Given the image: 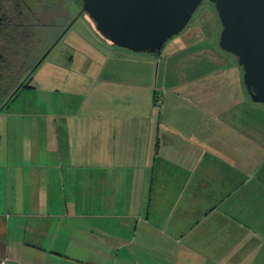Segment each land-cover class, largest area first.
<instances>
[{"label": "crops", "instance_id": "crops-1", "mask_svg": "<svg viewBox=\"0 0 264 264\" xmlns=\"http://www.w3.org/2000/svg\"><path fill=\"white\" fill-rule=\"evenodd\" d=\"M91 52L84 58L94 66L79 65L69 79L70 99L62 102L76 110L62 116L64 125L22 97L23 89L0 108V260L214 264L235 248L261 252L264 220H255L253 208H264L258 204H264L262 155L249 170L240 166L239 155L229 159L205 150L209 117L188 104L170 107L163 97L171 115L158 116L150 66L155 61L146 59L153 53L121 51L116 67L112 58L108 66L109 60L97 63ZM132 60L140 64L130 66ZM252 134L246 143L233 130L220 137L222 144L235 141L264 155V135L258 145ZM192 180L193 194L203 186L237 188L220 199L221 208L208 206L204 214L201 206H191L201 195L182 186ZM63 220L68 223L61 231ZM131 229L141 230L140 240L130 239ZM155 238L158 243L149 241Z\"/></svg>", "mask_w": 264, "mask_h": 264}, {"label": "rangeland", "instance_id": "rangeland-1", "mask_svg": "<svg viewBox=\"0 0 264 264\" xmlns=\"http://www.w3.org/2000/svg\"><path fill=\"white\" fill-rule=\"evenodd\" d=\"M81 9L80 0H0V24L10 25L2 27L1 31L6 29L9 34L17 35V32H14L16 28H12V25L16 26L20 22L23 24V27H19L21 30L30 29L28 50L32 54L31 64H35L47 53L64 29L73 23L64 37L49 50L48 54H45L41 64L32 73L28 80L31 87L22 90V97L35 101L34 103L39 106L45 116L58 125H64L62 116H69L76 110H74V105L67 101L70 98H66L69 85H71L69 79L73 77L74 69L79 65H82V68L85 65L94 66V63L90 62L91 59L84 57L92 51L91 54L94 55L97 63L109 60L105 65L108 66L112 58L111 64L120 67L123 59L116 54L129 51L102 38L96 31L94 23ZM76 17L78 18L74 21ZM30 26L33 28L31 29ZM220 30L221 23L214 5L204 0L187 27L165 43L161 55L146 54L148 55L146 59L151 57L155 61L150 64L153 67L154 84H158L153 97L155 113L158 116L171 115V109L163 102V97H167V101L170 99V107L185 103L192 106L193 112H203L210 120L208 124L210 135L207 137V142L203 143L204 149L219 153L222 157L229 159H233V154L239 155L242 161L239 162L240 166H247L250 170L252 166L258 167L260 159H256V156L262 155L260 157L264 158L263 153L260 150V152H255L253 149H246L235 141L231 144H222L220 136L226 131L233 130L239 132V138L243 143L253 141L252 133L262 137L264 135V103L251 100L243 84V71L236 57L224 52L218 46ZM14 35L10 37L11 41L18 40V35ZM135 57L141 59V56ZM130 62V66L140 64L136 60H132L133 63ZM125 63L128 62L125 61ZM145 63L147 62L144 61L143 64ZM70 89L72 90L73 86H70ZM165 91H167L166 95ZM64 99L67 100L62 102ZM5 111L7 110H3L4 113ZM180 112H184V109H180ZM223 117L225 125L222 124ZM215 130H218L219 135L213 133ZM232 134L231 132L229 136ZM259 136L254 139L258 145L261 144ZM217 139L219 143H216ZM223 151L227 154H223ZM235 161H237L236 158ZM193 181L182 185L189 193L194 189ZM236 188H233L232 184L225 188L203 186L201 190H196L197 193H191L201 195L199 200L196 198L193 203L191 202V206L192 208L195 205L201 206L204 214L208 210L214 211L221 208L220 199L230 196L229 193L236 192ZM207 199L210 201L205 203ZM71 203L73 204L72 200ZM258 204L264 205L262 202ZM208 206L210 208L204 210ZM254 208L253 210L258 212L255 220H264V208ZM259 209L263 211L259 212ZM67 223L68 220H63L61 231L66 229ZM158 234L159 231L156 230V235ZM127 235L130 239L136 238L138 241L141 237V230L136 234L134 229H131ZM149 241L158 243L156 238ZM200 247L201 245L197 247L198 252ZM262 249L261 252L254 253L235 248L230 253L231 257L214 261V264H228L229 262L232 264H264V248Z\"/></svg>", "mask_w": 264, "mask_h": 264}, {"label": "water", "instance_id": "water-1", "mask_svg": "<svg viewBox=\"0 0 264 264\" xmlns=\"http://www.w3.org/2000/svg\"><path fill=\"white\" fill-rule=\"evenodd\" d=\"M82 12L109 43L136 53L161 55L204 0H80ZM221 23L217 40L234 55L251 100L264 103V0H207Z\"/></svg>", "mask_w": 264, "mask_h": 264}, {"label": "trees", "instance_id": "trees-1", "mask_svg": "<svg viewBox=\"0 0 264 264\" xmlns=\"http://www.w3.org/2000/svg\"><path fill=\"white\" fill-rule=\"evenodd\" d=\"M21 23H17L16 26L12 25V28H16L14 32H17V41L15 39L10 40L14 34H9L6 29L1 31L2 27H9L10 25L0 24V32H2L0 33V108L5 106L18 90L31 87L28 82L29 78L41 64L45 54H48V52L45 53L35 64H31L32 54L28 50L30 29L28 28V31L21 30L19 28L23 27ZM30 28L33 27L30 26Z\"/></svg>", "mask_w": 264, "mask_h": 264}, {"label": "flooded vegetation", "instance_id": "flooded-vegetation-1", "mask_svg": "<svg viewBox=\"0 0 264 264\" xmlns=\"http://www.w3.org/2000/svg\"><path fill=\"white\" fill-rule=\"evenodd\" d=\"M78 17H76L75 19H74V21L77 19ZM73 25V23L70 25V26H67L65 29H64V31L62 32V34L60 35V37H59V39L57 40V42H59V40H61L63 37H64V35L69 31V29L71 28V26ZM56 42V43H57ZM55 43V44H56ZM55 44L53 45V47L55 46ZM53 47H50L51 49L53 48ZM51 49H49V50H51ZM49 50L47 51V52H49Z\"/></svg>", "mask_w": 264, "mask_h": 264}, {"label": "built area", "instance_id": "built-area-1", "mask_svg": "<svg viewBox=\"0 0 264 264\" xmlns=\"http://www.w3.org/2000/svg\"><path fill=\"white\" fill-rule=\"evenodd\" d=\"M0 264H9V263L8 260L5 258L0 260Z\"/></svg>", "mask_w": 264, "mask_h": 264}]
</instances>
